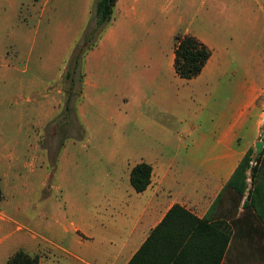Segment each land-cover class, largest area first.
<instances>
[{
    "label": "rangeland",
    "instance_id": "obj_1",
    "mask_svg": "<svg viewBox=\"0 0 264 264\" xmlns=\"http://www.w3.org/2000/svg\"><path fill=\"white\" fill-rule=\"evenodd\" d=\"M127 1L102 34L97 0H0V264H106L76 229L114 234L132 167L173 158L176 133L251 85L264 105V0ZM186 34L215 52L202 79L170 65Z\"/></svg>",
    "mask_w": 264,
    "mask_h": 264
},
{
    "label": "crops",
    "instance_id": "obj_2",
    "mask_svg": "<svg viewBox=\"0 0 264 264\" xmlns=\"http://www.w3.org/2000/svg\"><path fill=\"white\" fill-rule=\"evenodd\" d=\"M114 12H122L123 20L134 16L137 8L118 0ZM214 55L212 50L201 75L184 80L211 74ZM174 58L173 52V68ZM258 91L259 85H251L248 101L239 110H211L176 133L181 141L173 158L146 159L152 166L151 184L142 193L133 188L135 194L123 204V211L113 215L112 236L76 229L85 238L80 244L91 243L96 262L105 258L106 264H129L155 231L146 256H153L154 264H264V224L254 209L244 207L247 194L240 199L227 187L245 154L254 148L257 155L264 128ZM175 206L181 209L172 212Z\"/></svg>",
    "mask_w": 264,
    "mask_h": 264
},
{
    "label": "trees",
    "instance_id": "obj_3",
    "mask_svg": "<svg viewBox=\"0 0 264 264\" xmlns=\"http://www.w3.org/2000/svg\"><path fill=\"white\" fill-rule=\"evenodd\" d=\"M117 1L97 0L96 23L102 34L113 19ZM92 37L91 34L86 42L92 41ZM174 55V68L177 75L182 79L192 80L201 75L212 57V50L194 35H177L175 37ZM76 60L75 64L77 65L79 59L76 58ZM151 176L152 166L146 162H141L132 168L130 183L137 193H142L151 184ZM249 179L251 180L250 183L248 182ZM227 187L233 189L240 199L247 194L244 207L254 209L255 215L264 224V148L258 155H255L254 148L245 154ZM178 209H181L180 206H175L172 212ZM154 235L155 231L129 264H154L153 256L146 259ZM228 241H230V237ZM6 264H40V258L38 255H30L19 250L8 259Z\"/></svg>",
    "mask_w": 264,
    "mask_h": 264
},
{
    "label": "water",
    "instance_id": "obj_4",
    "mask_svg": "<svg viewBox=\"0 0 264 264\" xmlns=\"http://www.w3.org/2000/svg\"><path fill=\"white\" fill-rule=\"evenodd\" d=\"M264 147V130L262 132L261 140L256 145L257 155L260 154Z\"/></svg>",
    "mask_w": 264,
    "mask_h": 264
}]
</instances>
